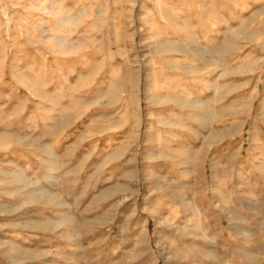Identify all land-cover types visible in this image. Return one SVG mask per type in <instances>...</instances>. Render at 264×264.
<instances>
[{"label":"rangeland","instance_id":"1","mask_svg":"<svg viewBox=\"0 0 264 264\" xmlns=\"http://www.w3.org/2000/svg\"><path fill=\"white\" fill-rule=\"evenodd\" d=\"M0 264H264V0H0Z\"/></svg>","mask_w":264,"mask_h":264}]
</instances>
